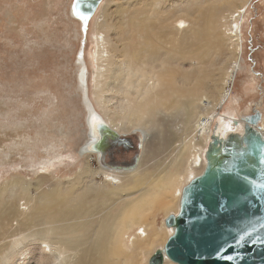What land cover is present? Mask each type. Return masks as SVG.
Listing matches in <instances>:
<instances>
[{
    "label": "bare ground",
    "instance_id": "bare-ground-1",
    "mask_svg": "<svg viewBox=\"0 0 264 264\" xmlns=\"http://www.w3.org/2000/svg\"><path fill=\"white\" fill-rule=\"evenodd\" d=\"M252 1L101 0L87 25L75 17L83 30L91 22L95 29L91 68L84 51L79 53L78 88L89 93L90 74L101 109L89 95L82 97L86 139L74 156L67 155L84 162L74 177L49 184L46 178L32 182L17 174L0 184V264L15 257L25 261L31 252L35 264L149 263L172 232L165 218L178 212L183 187L205 168L217 122L222 136L244 128L245 114L236 111V102L233 113L221 111L242 68L244 19ZM137 6L145 7L143 17H125ZM120 15L124 20L118 22ZM209 54L223 56L217 76ZM110 91L118 95L111 108L112 99L104 95ZM91 110L121 136L140 132L143 147L134 168L105 167L98 153L85 150L93 141ZM259 125L264 133V122ZM132 148L116 151L121 157ZM151 148L165 159L154 162L148 157ZM64 156L46 157L36 170L48 173ZM172 205L177 210L164 218V230L157 214ZM163 264L177 263L165 258Z\"/></svg>",
    "mask_w": 264,
    "mask_h": 264
},
{
    "label": "rangeland",
    "instance_id": "rangeland-1",
    "mask_svg": "<svg viewBox=\"0 0 264 264\" xmlns=\"http://www.w3.org/2000/svg\"><path fill=\"white\" fill-rule=\"evenodd\" d=\"M72 3L73 0H0V184L17 174L32 182L46 178L51 184L67 176L74 177L84 163L67 155L71 152L74 156L86 139L82 97L87 92L78 88L81 67L78 57L84 51L85 64L89 62L91 68L95 29L91 22L83 30L71 11ZM144 13L145 7L137 6L129 9L125 17H143ZM121 20L124 19L120 15L117 21ZM243 34L242 68L235 80L232 99L221 112L233 113L236 102L240 114L259 110L264 122V0L252 1L244 19ZM207 58L215 63L212 70L217 76L223 56L209 54ZM87 79L90 89L87 96L101 109L94 99L90 74ZM104 95L112 99L108 103L110 108L118 101L113 91ZM60 128L70 136L59 135ZM160 142L158 137L153 148H160ZM51 143L56 147L49 148ZM61 154L66 156L55 160L56 167H51L48 173L46 169L36 170L46 157ZM148 157L154 162L165 159L163 154L153 153L152 148ZM92 162L93 166L98 165ZM173 205L159 211L158 226L163 225L169 213L176 212ZM30 254L25 261H16L15 257L11 264H35L33 252Z\"/></svg>",
    "mask_w": 264,
    "mask_h": 264
},
{
    "label": "water",
    "instance_id": "water-1",
    "mask_svg": "<svg viewBox=\"0 0 264 264\" xmlns=\"http://www.w3.org/2000/svg\"><path fill=\"white\" fill-rule=\"evenodd\" d=\"M100 2L74 0L72 13L87 25ZM90 114L93 141L85 150L98 153L105 167L134 168L143 147L140 132L121 136L95 111ZM260 120L259 113L245 115L243 130L226 136L218 132L217 122L205 151V168L183 187L178 212L165 218L172 232L148 264H163L165 258L177 264H264V133ZM129 144L131 151L119 157L116 150Z\"/></svg>",
    "mask_w": 264,
    "mask_h": 264
},
{
    "label": "flooded vegetation",
    "instance_id": "flooded-vegetation-1",
    "mask_svg": "<svg viewBox=\"0 0 264 264\" xmlns=\"http://www.w3.org/2000/svg\"><path fill=\"white\" fill-rule=\"evenodd\" d=\"M258 110H256V111H254V113L252 112L250 115H252V116H255V115H257V112Z\"/></svg>",
    "mask_w": 264,
    "mask_h": 264
}]
</instances>
